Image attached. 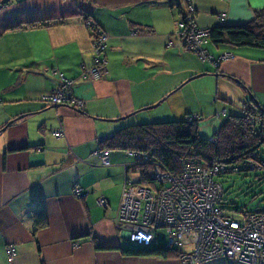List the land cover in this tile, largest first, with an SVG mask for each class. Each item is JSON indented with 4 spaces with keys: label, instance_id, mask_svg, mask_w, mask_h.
<instances>
[{
    "label": "crops",
    "instance_id": "obj_1",
    "mask_svg": "<svg viewBox=\"0 0 264 264\" xmlns=\"http://www.w3.org/2000/svg\"><path fill=\"white\" fill-rule=\"evenodd\" d=\"M191 3L196 25L204 28L243 24L264 9V0ZM185 8L183 0H0V264H182L179 256L122 252L132 246L114 216L124 181L139 180L136 157L111 149L102 164L97 151L98 139L123 119L152 118L137 113L198 73L236 84L242 101L252 96L264 108V48L207 41L212 57L229 53L211 72L177 34L175 21ZM98 29L106 35L105 66L91 78L81 65L93 64ZM59 73L73 79L80 108L43 100ZM199 91L190 87V103L178 92L170 107L202 109ZM220 96L233 102L229 93ZM60 127L63 135L55 136ZM102 197L105 205L97 202ZM34 209L44 219L39 227ZM151 246L164 245L155 238ZM198 264L246 263L227 257Z\"/></svg>",
    "mask_w": 264,
    "mask_h": 264
},
{
    "label": "built area",
    "instance_id": "obj_2",
    "mask_svg": "<svg viewBox=\"0 0 264 264\" xmlns=\"http://www.w3.org/2000/svg\"><path fill=\"white\" fill-rule=\"evenodd\" d=\"M184 3L186 12L182 19L175 21V26L179 30L185 24L189 25L183 33L186 50L197 53L201 60L218 65L222 55L213 58L204 48L209 28L198 27L191 0H184ZM95 34L103 38L106 36L100 29ZM104 46V39L93 41V64L89 67L81 65L84 76L88 74L91 78H96L102 73L105 58L101 51ZM58 75V85L51 93L43 96V100L53 105L70 103L80 108L82 100L71 91L73 79L61 73ZM225 112L217 110L216 116H223ZM255 117L264 124V116ZM53 134L63 135L62 127L54 130ZM97 153L102 164H108V150L101 149ZM130 153L136 159L148 156L146 159L151 164L150 177L159 183L157 186L146 181H124L114 223L131 243L150 245L156 238V230L163 228L167 233L168 243L178 249L182 264L205 263L227 257L246 264H264V212L238 215L234 211L222 209L219 205L222 187L214 179L219 173L239 171L242 169L241 165L249 168L253 164L257 166L256 163L220 162L205 167L194 162L183 166L178 173H171L146 153ZM74 191L77 194L80 189L75 188ZM106 201L103 197L97 199L101 205H105ZM7 252L10 255L13 253L11 244L8 245Z\"/></svg>",
    "mask_w": 264,
    "mask_h": 264
},
{
    "label": "trees",
    "instance_id": "obj_3",
    "mask_svg": "<svg viewBox=\"0 0 264 264\" xmlns=\"http://www.w3.org/2000/svg\"><path fill=\"white\" fill-rule=\"evenodd\" d=\"M180 14L182 19L185 11L183 12L180 9ZM187 28H189V25L185 24L177 30V34L183 38V44V33ZM208 41L264 48V9L258 10L253 19L246 23L239 25L222 24L210 27ZM201 61L204 62V60ZM72 87L73 85L71 91ZM255 104L257 102L250 96L244 101L243 113L217 117L224 119L208 137L201 136L197 130L199 115L194 118V114L186 113L184 117L178 120L140 121L123 124L109 135L98 139L100 144L98 150L124 149L135 153H146L154 162H157L171 173H178L183 166L194 162L205 167L220 162L225 164H247L248 162L257 164V166L250 165L249 168H243V165H241L242 169L235 171L237 173L261 169L264 168V161L259 159L257 149L264 145V124L255 116H264V108ZM136 165L139 171L138 182L146 181L159 186L157 180L150 177V169L147 165L139 164V162ZM226 173L222 172L214 177ZM221 192L223 193V191ZM221 208L234 211L238 215L257 211L264 212V208L248 212L241 211L238 208ZM40 214L39 209H34L33 223L35 227H39L44 223L43 216L40 217ZM152 244L147 246L135 244V246L122 249V252L126 255L135 256L158 255L170 257L179 255L178 249L170 244L167 246H151Z\"/></svg>",
    "mask_w": 264,
    "mask_h": 264
},
{
    "label": "rangeland",
    "instance_id": "obj_4",
    "mask_svg": "<svg viewBox=\"0 0 264 264\" xmlns=\"http://www.w3.org/2000/svg\"><path fill=\"white\" fill-rule=\"evenodd\" d=\"M184 2V0H183ZM184 6V4H183ZM186 6V5H185ZM185 8V12H186ZM177 20V19H176ZM93 41L95 42L97 39H106L99 35H93ZM92 41V45H93ZM189 51V50H188ZM93 53L91 52V55ZM223 54H228L227 57H229V53L224 52L220 56L219 60L227 58L224 57ZM102 55V54H101ZM103 56V55H102ZM216 58V57H215ZM204 62L208 63L211 69V72L214 70V64L210 61L205 60ZM226 84L225 86L222 85L221 81H219V77L215 76L214 74H204L199 77L193 78L185 83L176 90L173 88V92L168 95L165 99H163L157 106L151 107L147 110H139L137 113V116H143L145 114H151L148 119H143L141 122L149 121V122H158V121H167V120H178L185 116V111L190 112L191 114H194V116L197 118L199 115L200 119L198 120L197 130L199 134L203 137L210 136L216 129L217 124L221 122L222 119L217 118L214 114L217 109L219 111H223L226 109H221L222 106H226L228 108H232L230 113L234 114H240L242 113L244 108V101H242L241 95V87H237L236 84L231 83L230 81H224ZM190 87H193L196 89L198 96H201L199 94V90H203V99H201L202 109H194L191 105L192 109L187 108L185 110V106L181 107L180 109H174L170 107V104L173 100L179 99L178 94L180 92H183L182 96H184L187 99V102L190 103L192 101L189 100V90ZM179 92V93H178ZM218 92V93H217ZM225 92L229 93L232 97L233 102H229V100L221 98L220 93ZM239 92V93H234ZM217 97V99H215ZM183 97H181L182 99ZM226 101V102H225ZM229 102V103H228ZM155 103V102H154ZM152 103V104H154ZM187 106V105H186ZM232 106V107H231ZM196 111H199L196 113ZM201 113V115L199 114ZM226 116V113H225ZM131 119V121L129 120ZM136 117H127L123 119V121H126L125 124L128 123H136ZM258 157L262 161H264V145H261L258 149ZM142 155V154H141ZM148 159V156L146 157ZM145 157H141L140 159H136V164L139 162V164H145L149 169L151 168V164L148 163V160ZM142 159V160H141ZM252 159V158H251ZM141 160V161H140ZM137 166V165H136ZM216 181H218L221 184L222 187V196H221V207L226 209H240L241 211H253L256 209H262L264 208V168L257 169V170H246L241 172H230L226 173L222 176H216L214 177ZM156 240L157 243L160 245L167 246L168 238L167 233L163 228H158L156 230ZM127 245L135 246V244L130 243L129 240H127Z\"/></svg>",
    "mask_w": 264,
    "mask_h": 264
},
{
    "label": "water",
    "instance_id": "obj_5",
    "mask_svg": "<svg viewBox=\"0 0 264 264\" xmlns=\"http://www.w3.org/2000/svg\"><path fill=\"white\" fill-rule=\"evenodd\" d=\"M204 74H206V72H202V73L195 74V75L191 76L190 79L195 78V77H199V76L204 75ZM163 99L164 98H161L159 101L155 102L154 104H151L149 106L144 107V109L145 108H151V107L157 106Z\"/></svg>",
    "mask_w": 264,
    "mask_h": 264
},
{
    "label": "bare ground",
    "instance_id": "obj_6",
    "mask_svg": "<svg viewBox=\"0 0 264 264\" xmlns=\"http://www.w3.org/2000/svg\"><path fill=\"white\" fill-rule=\"evenodd\" d=\"M141 160H142V159H141ZM141 160H140V161H141Z\"/></svg>",
    "mask_w": 264,
    "mask_h": 264
}]
</instances>
